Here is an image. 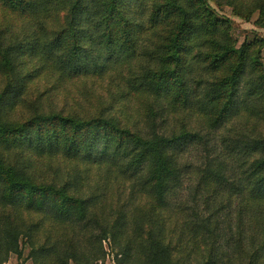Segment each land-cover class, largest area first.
Listing matches in <instances>:
<instances>
[{"label":"trees","instance_id":"1","mask_svg":"<svg viewBox=\"0 0 264 264\" xmlns=\"http://www.w3.org/2000/svg\"><path fill=\"white\" fill-rule=\"evenodd\" d=\"M144 1L0 0L14 15L0 24V71L8 77L0 91V253H6L0 264L11 253L22 255L21 237L30 242L47 219L64 233L59 244L50 243L52 230L39 248L31 243L37 262L61 246L64 264H94L100 256L93 250L104 255L103 240L112 239L120 247L119 264H264V240L255 233L264 224L258 218L264 216V136L238 127L242 116L264 117L260 50L248 42L237 48L208 0H148L141 18L127 13ZM259 8L264 22V4ZM66 10L67 25L43 43L35 21ZM138 56L140 66L117 89L141 100L148 132L114 115L112 103L85 113L35 106L25 123L9 118L26 104L29 84L51 68L65 80L105 78ZM172 117L182 121L181 131L162 133ZM186 119H196L199 128ZM193 152L201 156L197 169L186 161ZM43 158L73 162L68 181L45 183L29 172ZM98 168L107 179L131 183L111 207L109 189L101 194L96 184L88 192ZM195 169L190 203L181 192ZM201 197L213 208L209 215L200 211ZM252 205H261L258 217ZM16 210L44 217L22 224ZM178 214L184 219L174 222L183 226L174 240ZM247 222L255 233L249 237Z\"/></svg>","mask_w":264,"mask_h":264},{"label":"rangeland","instance_id":"2","mask_svg":"<svg viewBox=\"0 0 264 264\" xmlns=\"http://www.w3.org/2000/svg\"><path fill=\"white\" fill-rule=\"evenodd\" d=\"M150 4L148 0L143 3H132L127 9V13L129 15L135 16V19L141 18V13L144 9V6ZM208 4L212 8V10L216 13V16L221 20L225 21V27L228 28L230 35L237 40V48H240L244 43L248 42V44H256L257 49L260 50L261 56L260 60L263 66L264 71V22L261 17V12L259 6L264 4V0H222L219 4L217 0H208ZM150 6V5H149ZM8 15L13 18L14 15L10 13L8 9H4L0 7V24H6V18ZM69 12L66 11H53V13L46 19L36 20L35 23L40 27V33L45 34L43 37V43H49L52 41V38L55 37V34L59 32V30L67 25V21L69 22ZM33 19V18H32ZM34 20V19H33ZM147 21V20H146ZM22 23L24 21L22 20ZM26 24V21H25ZM1 26V25H0ZM53 42V41H52ZM139 56L131 62V64H120V66H115V70L108 73V76L105 78L101 77H79V78H70L71 80H65L61 78L60 71L58 69L51 68L50 71L43 72V75L38 76L35 81L28 86V90L30 91L24 96L25 105L21 104L10 113V117L14 122L17 123H25L29 118H31L34 114V108L40 107L41 111L49 112V111H64L66 113H85V112H99L98 110H103L108 107L110 103L114 104L116 107L114 108L113 114L118 116L123 120L124 123H127L128 126L132 128L142 129L146 132L149 131V128L146 124L149 114L144 116V112L142 106L140 108V99L134 96H127V94L123 93L121 95L120 90L117 89L122 83H124V79L128 78L130 72L136 71L140 64ZM131 70V71H129ZM8 84V77L3 74V71H0V91H3ZM28 92V91H27ZM247 125L244 126L243 123ZM240 125L238 126L240 129H247V131L252 134L259 135V133L264 136V117L262 116H245L240 119ZM182 122V121H181ZM177 118L172 117L169 121L168 127L166 130L169 133H179L181 131V123ZM188 124L190 128L197 130L199 128L196 119L188 120L184 122ZM159 130H162L163 124H161V119L158 120ZM243 124V125H242ZM134 126V127H133ZM167 126V125H166ZM164 125V127H166ZM217 139V137H216ZM19 151H13L12 157H18ZM200 155L193 152L186 155V161L193 163L197 169L202 165V161L200 160ZM71 161H64L62 158H53V159H45L43 158L38 163H35L33 168H30L29 172L36 173L37 179L39 181H43L45 183H50L52 180H56L57 183L61 184L63 182L68 181L69 175L67 173L70 171L72 167ZM61 166V167H60ZM193 170L194 172L190 175L191 178L188 177L185 180V185L182 189V200L193 202L192 192L194 191V187L198 181V170ZM93 172V182L92 186H89L88 192L91 191V188H96L94 185L98 184L99 193H104L105 189H109L108 194V203L107 206L111 207L113 202L117 201V199H123L124 189L128 187L130 190V182L123 180H114L107 179V174L104 168L95 169ZM60 178H62L60 180ZM127 190L124 195L130 194V191ZM200 211L205 215H209L210 211H213V208L207 210V204L203 197L199 200ZM210 206H213L209 203ZM251 213L253 214V218L255 216L258 217L257 213L260 211L261 205L258 206H250L249 207ZM17 214H23L24 218H22V224L25 222L37 223L38 218L44 217L43 213L38 214H29L32 216V220H29V215L22 210H16ZM188 219L190 216L186 214ZM235 218H238L237 213L234 214ZM184 214H178L172 218V227L175 230L172 231L173 239H177V236L181 234L182 223L174 222L176 219L183 221ZM30 218V217H29ZM261 222L264 220V216L258 217ZM54 224V225H53ZM178 225V226H177ZM248 225V227H247ZM236 226V222H235ZM235 226L233 223V229L235 230ZM263 229L256 228L255 233L259 232V239L261 242L264 240V224L262 225ZM177 229V230H176ZM25 230V229H24ZM52 230V239L50 243L53 244L57 242L59 238L62 237L64 230L61 227L55 225L54 222L50 220H46L44 222V226H37L33 232V238L29 242L28 237L26 235L21 237L20 240V248L22 250V255L19 253H11L9 255V264H64L62 260H60V253L62 252L61 246L56 251L50 254V257L42 258V256H38L39 262L35 260V258L31 257L32 253V245L34 248H39L46 241V233ZM262 230V232H261ZM98 233V232H97ZM254 233V226L250 223H246V237L251 236ZM88 236H91L90 232H87ZM187 236H190V233L187 231ZM82 237V236H81ZM65 238V237H64ZM62 240H64L62 238ZM186 241L188 243V237H186ZM59 244V242H57ZM194 245V242H191ZM103 250L105 252L104 255L98 254L99 250H93L96 255L100 256L98 261L94 264H119L118 260L122 259L120 255V247L114 243L112 239L103 240ZM85 247V246H83ZM98 248V246H97ZM87 251V249H86ZM252 251V248H251ZM6 257L5 252L0 253V258L4 259ZM44 261V262H43ZM63 263H62V262ZM5 263V264H7ZM69 264H75V262L70 261Z\"/></svg>","mask_w":264,"mask_h":264},{"label":"crops","instance_id":"3","mask_svg":"<svg viewBox=\"0 0 264 264\" xmlns=\"http://www.w3.org/2000/svg\"><path fill=\"white\" fill-rule=\"evenodd\" d=\"M7 264H9V263H7Z\"/></svg>","mask_w":264,"mask_h":264}]
</instances>
